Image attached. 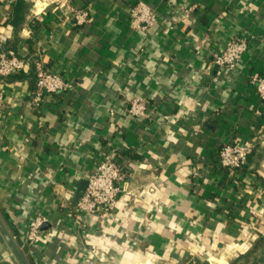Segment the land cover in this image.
<instances>
[{
  "label": "crops",
  "instance_id": "obj_1",
  "mask_svg": "<svg viewBox=\"0 0 264 264\" xmlns=\"http://www.w3.org/2000/svg\"><path fill=\"white\" fill-rule=\"evenodd\" d=\"M17 1L0 0V51L30 62L0 78V211L19 242L37 209L48 214L31 264H264V108L250 82L264 75V0H144L159 17L148 32L130 23L139 0H73L92 7L83 26L55 0H25L19 28ZM236 36L249 50L214 81V53ZM40 59L77 89L35 108ZM135 97L151 117L127 116ZM241 140L258 142L247 166L220 167L219 147ZM106 156L123 192L83 227L76 181ZM0 264H17L1 234Z\"/></svg>",
  "mask_w": 264,
  "mask_h": 264
},
{
  "label": "built area",
  "instance_id": "obj_2",
  "mask_svg": "<svg viewBox=\"0 0 264 264\" xmlns=\"http://www.w3.org/2000/svg\"><path fill=\"white\" fill-rule=\"evenodd\" d=\"M54 5L59 19L68 18L75 26H83L91 18L92 7L90 4L77 5L73 0H55ZM158 20L159 17L155 9L144 0H139L130 10V23L136 30L148 32L157 24ZM248 50V38L243 36L231 38L222 50L214 53L213 64L216 75L213 80L217 81V77L226 70H235ZM29 62V57L14 50L0 51V78L4 80L24 71ZM33 63L35 64L36 88L32 105L35 108H40L49 95L73 92L77 89L75 81L67 78L62 72L46 68L41 59L34 60ZM250 82L260 98L261 108H264V75L253 73L250 75ZM5 107V91L0 87V115H4ZM261 108L255 110L257 115L262 114ZM126 114L135 120H143L151 117L152 111L148 109L147 101L143 97H135L130 101ZM257 144L258 142L254 140L223 144L219 147L216 156L218 165L227 170L244 168L248 164L249 155L253 153ZM124 177L123 168L114 160L113 156L101 159L96 169L87 174L85 178L88 180V185L76 206L81 217V226L84 227L87 219L92 215L103 213L111 215L123 192L121 181ZM128 194L136 196L137 192L129 191ZM48 221V214L43 209H37L30 217L25 240L20 242L24 251L33 245L43 243L41 229Z\"/></svg>",
  "mask_w": 264,
  "mask_h": 264
},
{
  "label": "water",
  "instance_id": "obj_3",
  "mask_svg": "<svg viewBox=\"0 0 264 264\" xmlns=\"http://www.w3.org/2000/svg\"><path fill=\"white\" fill-rule=\"evenodd\" d=\"M77 189L75 191V196L73 199V206L76 207L79 199L81 198L82 192L86 189L88 185V180L86 178L79 179L76 181ZM0 234L4 239L7 247L9 248L11 254L15 258L17 264H31L27 254L20 245V242L15 235L13 228L11 227L9 221L5 218L3 213L0 211Z\"/></svg>",
  "mask_w": 264,
  "mask_h": 264
},
{
  "label": "trees",
  "instance_id": "obj_4",
  "mask_svg": "<svg viewBox=\"0 0 264 264\" xmlns=\"http://www.w3.org/2000/svg\"><path fill=\"white\" fill-rule=\"evenodd\" d=\"M30 4L27 3L25 0H18L15 11L11 16L10 23L16 26L17 28L20 27L21 23L26 17V13L28 12ZM13 47L9 44L5 45L4 51H10ZM14 50V49H13ZM252 154V153H251Z\"/></svg>",
  "mask_w": 264,
  "mask_h": 264
}]
</instances>
